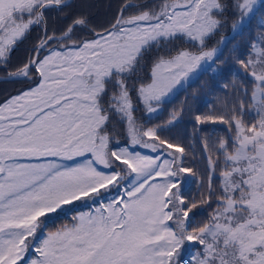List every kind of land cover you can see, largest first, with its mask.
I'll return each instance as SVG.
<instances>
[{"label": "snow or ice", "instance_id": "obj_1", "mask_svg": "<svg viewBox=\"0 0 264 264\" xmlns=\"http://www.w3.org/2000/svg\"><path fill=\"white\" fill-rule=\"evenodd\" d=\"M87 7L0 0V68L39 78L0 104V264H264V0H122L99 27ZM52 12L66 21L59 31ZM254 19L242 56L232 41ZM34 28L24 62L8 70ZM177 40L191 47H168ZM229 43L231 82L193 113L205 161L197 172L186 166L195 144L190 153L162 134L192 111L187 101L163 123L150 119L198 72L223 73ZM186 174L197 177L198 200L182 191ZM81 201L92 206L47 229L50 214ZM202 206L211 211L197 222Z\"/></svg>", "mask_w": 264, "mask_h": 264}, {"label": "trees", "instance_id": "obj_2", "mask_svg": "<svg viewBox=\"0 0 264 264\" xmlns=\"http://www.w3.org/2000/svg\"><path fill=\"white\" fill-rule=\"evenodd\" d=\"M78 4H85L88 7L85 9L89 12L91 21L97 27L105 25L111 18L115 15L117 6L122 3V0H77ZM50 17H54L55 19L49 20V28H55L57 31L63 28L66 24V21L60 16V14L56 12H52L49 14ZM258 19V17H257ZM40 29L34 28L31 34L25 39L22 43H20L16 50L12 53L11 60L8 64V70H14L18 65L24 62L28 50L32 47L35 42L36 36L39 33ZM225 35L229 37L231 40L232 33L229 28H225L222 30ZM256 31V20L254 19L250 25L246 28L243 36H237L235 41L232 43L239 42V54L244 55L248 50V42L253 38ZM219 34L215 37L211 38L208 41L209 47L213 46L216 41L219 39ZM232 43H229L227 47L224 49V57L222 59L227 58V64L224 66L225 70L223 73L219 75H212L209 72H199V74L191 81H189L186 86L181 88L177 93L169 99H166L165 102L161 105V109L159 112L152 115L150 119V124H160L166 121L169 117V113L172 109L178 108L181 106L182 102L187 101V106L192 109L189 112L186 108L185 114L181 120V122L170 132L162 133L165 136H170L173 139L180 138L186 148H188L189 152L192 153L193 149L189 147L190 143L195 144V158L192 155H189L186 159V166L193 168L197 172H202L204 169L205 161L202 159L200 154V143L198 139L193 140L191 133L194 127L193 113L196 111H206L207 105L209 103H214V97L216 94L220 93V85L224 83H230L232 79V72L236 71V66H234L233 61L229 57V49L232 47ZM168 47L175 50L179 47H191L189 44H184L182 41H175L173 44ZM157 54L156 49L154 48L151 54L146 58L147 62L143 68L142 73L140 74L143 79H148L150 66H151V58ZM161 54L163 50H161ZM0 75H7V70L0 68ZM38 75L33 70L32 72V81L29 82L28 79H11V80H1L0 79V104L4 103L8 98L19 94L20 92L27 90L30 87H34L36 83H38ZM135 94L133 93V96ZM137 118L141 122H146V115L143 111L136 112ZM212 127H216L220 129L222 126L216 125H206L204 126L205 131H211ZM126 141L121 139V143H125ZM186 180L183 184L182 191L185 197L189 200L199 199V187L197 183V177L186 174ZM112 195H116V191L113 190ZM73 206L72 211H68L65 209L63 212L58 214H50L47 219V229L54 230L56 227H59L61 224L70 223V216L74 214V212L85 211L91 205V201H87L85 203L76 202ZM211 211L207 206L198 207L193 210L195 221L201 222L206 219L208 213ZM192 215V214H190ZM30 258V257H29Z\"/></svg>", "mask_w": 264, "mask_h": 264}, {"label": "rangeland", "instance_id": "obj_3", "mask_svg": "<svg viewBox=\"0 0 264 264\" xmlns=\"http://www.w3.org/2000/svg\"><path fill=\"white\" fill-rule=\"evenodd\" d=\"M201 72V71H200ZM199 74V72L197 73V74H195L193 77H192V79L191 80H193L197 75ZM191 80H189V81H191ZM187 84V83H186ZM186 84H184L183 86H178L175 90H174V92L172 93V94H170L169 95V97H167L166 99H169V98H171L172 96H174L176 93H177V91H179L181 88H183L184 86H186ZM17 95V94H16ZM15 96V95H14ZM165 99V100H166ZM160 109H161V107H160ZM160 111V110H159ZM158 111V112H159ZM137 150H139V151H143V152H146V154H149V155H151L152 153H150L148 150H144V149H137ZM66 163H69V164H71V163H73V162H71V161H67ZM105 171H107V170H105ZM82 203H85V202H87V201H81ZM79 203V202H78ZM77 204V203H76ZM86 211V210H85Z\"/></svg>", "mask_w": 264, "mask_h": 264}, {"label": "water", "instance_id": "obj_4", "mask_svg": "<svg viewBox=\"0 0 264 264\" xmlns=\"http://www.w3.org/2000/svg\"><path fill=\"white\" fill-rule=\"evenodd\" d=\"M0 79L1 80H11V79H17V78H8L7 75H0Z\"/></svg>", "mask_w": 264, "mask_h": 264}]
</instances>
